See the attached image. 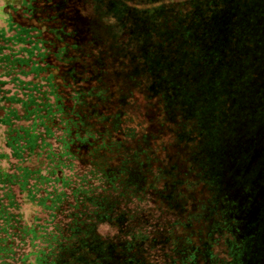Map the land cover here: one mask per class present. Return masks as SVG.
<instances>
[{
  "label": "trees",
  "instance_id": "obj_1",
  "mask_svg": "<svg viewBox=\"0 0 264 264\" xmlns=\"http://www.w3.org/2000/svg\"><path fill=\"white\" fill-rule=\"evenodd\" d=\"M212 1L3 0L0 264H264V0Z\"/></svg>",
  "mask_w": 264,
  "mask_h": 264
},
{
  "label": "rangeland",
  "instance_id": "obj_2",
  "mask_svg": "<svg viewBox=\"0 0 264 264\" xmlns=\"http://www.w3.org/2000/svg\"><path fill=\"white\" fill-rule=\"evenodd\" d=\"M87 0H55L57 6L61 8L62 14L68 12H74L77 17L84 16L86 12L89 11L91 6L86 4ZM99 8L106 12V14L111 18L112 24L115 23V18L122 19V15L118 14V9L123 7L124 5L131 9H135L133 12L128 13L129 16H134L135 12H142L145 15H150L152 21H157V18H160L161 14L162 19L164 21V25L167 28L173 29L177 28L178 22L180 19L184 20H192L197 25L198 21L203 20L202 17L206 18V20H210L208 27L212 26V19L215 17V9L210 10V6H212V0H96ZM89 2V1H88ZM111 3V5H110ZM3 4V0H0V5ZM73 7H70V5ZM90 5V4H89ZM110 5V7H109ZM199 7H206V12L203 14H199ZM111 8V13H107V11ZM224 12V11H222ZM124 16V15H123ZM201 16V17H199ZM83 22L81 19H79ZM204 22V21H203ZM80 23V22H79ZM163 25V26H164ZM204 24L200 25V27L204 28ZM86 30L85 24H83V30ZM94 31H98L99 28L94 26ZM1 134V132H0ZM25 218L31 220L36 215L39 217H44V214L40 211L39 208L26 205L24 206ZM34 223V221H33ZM150 262H159L157 259H152Z\"/></svg>",
  "mask_w": 264,
  "mask_h": 264
}]
</instances>
